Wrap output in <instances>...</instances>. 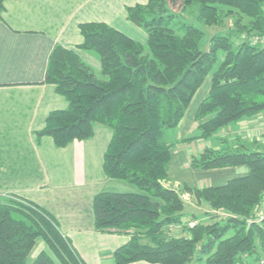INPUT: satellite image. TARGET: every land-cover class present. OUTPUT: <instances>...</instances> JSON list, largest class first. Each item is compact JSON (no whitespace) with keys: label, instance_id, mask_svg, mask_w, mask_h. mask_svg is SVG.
Masks as SVG:
<instances>
[{"label":"trees","instance_id":"obj_1","mask_svg":"<svg viewBox=\"0 0 264 264\" xmlns=\"http://www.w3.org/2000/svg\"><path fill=\"white\" fill-rule=\"evenodd\" d=\"M6 1L0 0V21ZM176 7H198L197 20L206 27L220 26V12L226 9L228 16L252 21L248 33H264V0H148L146 6L129 7L128 20L148 34L146 46L108 25L81 24L84 43L79 49L97 57L101 73L74 51L55 46L45 81L69 106L53 112L37 137L50 136L58 148H65L92 138L98 125L111 131L104 173L139 190L103 193L93 201L97 232L130 236L114 253L116 264H249L246 258L257 264L264 258V222L249 226L247 220L264 191V152L221 141L193 156L192 169L246 167V176L220 187L170 188L165 183L176 143L166 138L178 130L210 75V92L196 114L197 135L181 143L211 140L264 114V50L247 42L236 46L233 39L241 30L213 35L204 52L206 32L194 23H175ZM186 195L231 216L204 221L186 214ZM39 240L47 248L32 261ZM0 264L83 262L46 211L16 198H0Z\"/></svg>","mask_w":264,"mask_h":264},{"label":"crops","instance_id":"obj_2","mask_svg":"<svg viewBox=\"0 0 264 264\" xmlns=\"http://www.w3.org/2000/svg\"><path fill=\"white\" fill-rule=\"evenodd\" d=\"M147 4L148 0H7L4 3L0 21V198H16L46 211L58 223L83 264H116L114 253L130 240L127 234L96 231L94 198L103 193L137 194L139 190L106 177L104 155L112 139L106 127L96 126L92 138L73 141L65 148H58L50 136L38 139L37 133L45 128L48 117L69 106L57 94L55 86L45 81L48 62L55 46L60 45L74 51L99 75L101 64L97 57L79 49L84 43L79 26L105 24L146 46L148 34L128 20L127 8ZM205 83L209 87L192 112L193 129L198 108L211 89V80L206 79ZM198 92L177 131H185ZM243 123L226 130L235 131ZM257 130L255 126L247 128L249 134ZM224 133L225 129L218 136ZM183 139H172L176 145L171 150L168 182L176 184V188L182 184L200 189L220 187L247 175L246 167L192 169L191 158L209 145L202 140L181 143ZM185 144H199L200 148L185 155L183 160L181 155L186 149L176 150ZM178 173L180 177H176ZM187 175L195 179L185 181ZM44 247L42 244L34 256L32 252L33 260Z\"/></svg>","mask_w":264,"mask_h":264},{"label":"rangeland","instance_id":"obj_3","mask_svg":"<svg viewBox=\"0 0 264 264\" xmlns=\"http://www.w3.org/2000/svg\"><path fill=\"white\" fill-rule=\"evenodd\" d=\"M173 13L177 15V19L175 21V23H194L195 25H197L198 27H200L201 29H203L206 34V40L203 42L201 49L204 52L209 51L210 49V39L213 35L215 34H227L230 31L233 32H237V31H241L240 32V36L235 37L233 39L235 45H242L243 41L245 40V35H249L251 34L250 32L248 33L249 29L251 27H249L252 23V21L250 19H248L247 17H241V15L236 14V15H231L228 16L227 15V10L226 9H222L220 12L221 15V19H222V24L220 26H214V27H206L205 25H203L201 22H199L197 20V12H198V7H194V8H190L187 9L186 11H182V9L180 7H176V8H172ZM240 21V22H239ZM239 23V25H237ZM254 33V32H252ZM220 61L223 60L224 55L221 53L220 55ZM211 76L208 77L207 79L210 81L211 80ZM209 87V84L207 85L206 83L204 84V86L200 89V91L198 92L199 94H197V96L195 97L194 102L192 103L191 107H190V112H189V118L187 119L186 122V126H185V131L182 132L181 131H175L172 134H168L167 135V140H170L172 137L176 138V139H180L182 137L185 138H190L193 135H195V132L197 130V124L195 125L194 129L192 128V123H193V118H192V112L194 110V107L198 104V102L201 99V96L204 95L205 90ZM198 100V101H197ZM241 122V121H240ZM238 122V123H240ZM242 122L243 125L241 127L238 126V128L235 131L230 130H226L229 128L225 129V133L224 135L222 134V136H217L216 138H213L211 140H202L204 142H207L209 145V148H214L217 147V145H219L222 142H226L227 144H231L232 146H234L235 143L240 144L243 143L246 147H249L250 150H255V151H260V152H264V115L263 114H259L257 116L251 117L249 119H245ZM257 127L258 130L255 134H249L247 131V128L249 127ZM249 140H251V143H249ZM196 141V140H195ZM193 142V141H192ZM189 142V143H192ZM200 145L199 144H192V145H181L177 148L176 151L178 150H183L186 149V152H184L181 155V158L184 160L185 155L187 156V154L189 153H194L196 150H199ZM175 151V152H176ZM180 158V159H181ZM179 159V160H180ZM181 173H178V175L176 177H180ZM184 178V177H182ZM194 176L192 175H187L184 180L188 181V182H192V180H194ZM165 185L167 187L170 188H174L177 185L174 183H169L166 182ZM180 187V185L178 186ZM204 188V187H203ZM4 199V198H2ZM185 201H186V213L191 214L192 212L195 215H199V217L204 220V221H208L210 219H212V217H217L216 220H220V218L222 219L223 217L220 215L221 213H223V211H214L212 210L208 205H199L196 201L195 198L191 197V196H185L184 197ZM216 215V216H214ZM250 219V218H248ZM212 221V220H210ZM249 226H251V224L248 223ZM42 244L45 246V250H46V245L39 240L38 244L36 245L35 249L33 250V254L32 256H34L35 254H37L42 246ZM31 260L33 261V258L31 257ZM245 261H247V263L249 264H255L254 262H251V260H249L248 258L245 259ZM246 262H244L243 264H245ZM195 264V263H193ZM198 264V263H196ZM201 264V263H200Z\"/></svg>","mask_w":264,"mask_h":264},{"label":"built area","instance_id":"obj_4","mask_svg":"<svg viewBox=\"0 0 264 264\" xmlns=\"http://www.w3.org/2000/svg\"><path fill=\"white\" fill-rule=\"evenodd\" d=\"M244 39L245 40L243 42H247L250 46L264 50V33H251L249 35H245ZM220 215L223 217V219L229 218L231 216L224 212ZM247 222L251 225L262 224L264 222V191L259 204L255 207L252 216L247 220ZM190 226L192 227L194 224H190ZM257 264H264V258Z\"/></svg>","mask_w":264,"mask_h":264}]
</instances>
